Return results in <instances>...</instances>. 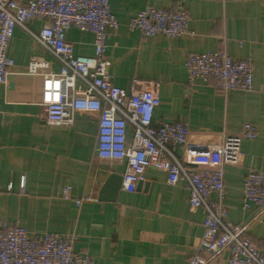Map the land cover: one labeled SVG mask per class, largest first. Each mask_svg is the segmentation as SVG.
I'll use <instances>...</instances> for the list:
<instances>
[{"label": "crops", "instance_id": "0c3cea01", "mask_svg": "<svg viewBox=\"0 0 264 264\" xmlns=\"http://www.w3.org/2000/svg\"><path fill=\"white\" fill-rule=\"evenodd\" d=\"M179 4L189 16L188 35L142 38L126 27L148 7ZM109 6L119 23L106 51L112 84L128 89L134 80L140 88L156 83L160 105L153 125L165 119L182 122L192 146L205 147L226 136L222 202L227 223L240 227L242 236L264 253V205L247 212L240 205L245 175L264 172V0H109ZM42 23L33 20L29 28L38 32ZM66 40L76 56H93L92 33L70 28ZM221 48L252 63V91L222 94L213 84L189 85L187 57ZM8 55L14 66L7 84L0 86V225H19L34 240L46 232L70 235L73 251L95 264H188L205 216L190 210L184 183L169 185L163 172L149 169L133 192L123 191L124 164L96 155L97 115L79 113L71 126L47 124L44 107L56 97L57 83L29 75L27 67L38 57L48 63L41 71L55 74L59 63L19 27ZM245 124L257 128L255 139L237 137ZM127 136H132L129 129ZM175 153L182 157L181 149ZM112 176L121 179L113 199L101 194ZM65 189L71 199L63 198ZM87 196L92 200L79 207L73 201ZM220 256H207L209 264L224 262L229 254Z\"/></svg>", "mask_w": 264, "mask_h": 264}, {"label": "built area", "instance_id": "2783aa9c", "mask_svg": "<svg viewBox=\"0 0 264 264\" xmlns=\"http://www.w3.org/2000/svg\"><path fill=\"white\" fill-rule=\"evenodd\" d=\"M36 19L43 23L38 32H33L29 24ZM17 27L60 65L58 73H43L48 63L32 57L27 67L29 75L48 76L57 83L56 97L44 107L48 125L71 126L79 113L97 115L96 155L101 160L124 164L123 191L133 192L149 169L163 172L169 185L184 183L190 210H201L205 216L202 236L188 264H209L207 256L221 258L224 252L229 256L224 262L219 258V264H264V253L242 236L240 227L227 223L222 202L226 136L205 147L192 146L188 143V127L182 122L165 119L153 125L154 110L160 105L156 83L140 88V82L134 80L128 89L112 84L106 51L119 23L111 13L109 0H0V86L7 84L14 66L8 48ZM126 27L142 38L190 34L189 16L181 4L148 7L130 19ZM70 28L92 33V57L74 54L66 40ZM185 69L189 85L196 81L213 84L222 94L253 89L252 63L232 58L225 48L189 55ZM257 135L254 125L245 124L237 137L253 140ZM177 148L182 150V157L176 155ZM63 198L71 199L69 189L64 190ZM91 200L87 196L73 201L79 207ZM240 205L245 212L264 205L263 171L251 170L245 175ZM73 243L72 236L52 232L38 240L30 239L19 225L3 223L0 264H95L90 256L75 253Z\"/></svg>", "mask_w": 264, "mask_h": 264}, {"label": "water", "instance_id": "95a60500", "mask_svg": "<svg viewBox=\"0 0 264 264\" xmlns=\"http://www.w3.org/2000/svg\"><path fill=\"white\" fill-rule=\"evenodd\" d=\"M121 179L119 177H110L102 188L101 194L108 195V198H114L120 188Z\"/></svg>", "mask_w": 264, "mask_h": 264}]
</instances>
